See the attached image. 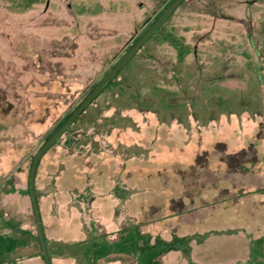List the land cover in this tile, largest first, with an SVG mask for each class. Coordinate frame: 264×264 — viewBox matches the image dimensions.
<instances>
[{
    "label": "rangeland",
    "instance_id": "rangeland-1",
    "mask_svg": "<svg viewBox=\"0 0 264 264\" xmlns=\"http://www.w3.org/2000/svg\"><path fill=\"white\" fill-rule=\"evenodd\" d=\"M170 1L0 0V194L28 196L49 136ZM119 72L40 164L116 130L138 147L119 183L138 210L115 227L170 239L150 253L165 264H264V0H182Z\"/></svg>",
    "mask_w": 264,
    "mask_h": 264
},
{
    "label": "crops",
    "instance_id": "crops-1",
    "mask_svg": "<svg viewBox=\"0 0 264 264\" xmlns=\"http://www.w3.org/2000/svg\"><path fill=\"white\" fill-rule=\"evenodd\" d=\"M149 121L159 123L157 117ZM133 123L140 122L134 119ZM142 123L144 126L139 127L140 130L145 129L148 121L146 125ZM132 129L120 132L128 131L132 136ZM115 131L106 134L104 140L99 134L89 138L82 151L77 152L71 148L73 151L68 150L63 155V149L57 150L49 162L44 163L42 160L39 165L35 177V193L52 264H142L149 260L150 253L156 247L163 252L165 249L173 250L170 239H159L150 230L147 234L151 240H143L142 233L139 236L131 228L123 232L120 226L115 227L114 222L123 203L133 205L134 216L138 210L137 202L130 201L128 195L120 189L123 183L121 178L133 176L128 172L130 169H126L122 175V163L136 158L138 147ZM106 141L109 147H98L99 143L105 145ZM148 151L150 149L142 151V158L144 155L149 157ZM204 154L208 152L204 151L197 158ZM9 192L4 189L0 194V264H46L31 194L26 197L24 191L18 195ZM182 197L178 193L170 199L171 204ZM15 202L22 204L23 212L31 210L35 228L27 223L26 215L20 219L6 212L5 206ZM182 202L185 204V201ZM151 208L155 210V207ZM126 211V214L129 213ZM36 237L39 247L36 245ZM27 251H31L28 256L25 255ZM143 251L145 255L139 254ZM79 252L84 255V262ZM159 258L152 256L149 261L151 264H165V260L169 261L166 257Z\"/></svg>",
    "mask_w": 264,
    "mask_h": 264
},
{
    "label": "water",
    "instance_id": "water-1",
    "mask_svg": "<svg viewBox=\"0 0 264 264\" xmlns=\"http://www.w3.org/2000/svg\"><path fill=\"white\" fill-rule=\"evenodd\" d=\"M182 0H176L165 13L156 21V23L145 33V35L136 43V45L124 56V58L116 65V67L101 81L95 90L87 97L73 115L65 122V124L53 135V137L43 146L35 157L29 177L30 194L33 203L34 213L37 220L38 231L42 248L45 255L46 264H52L48 254L46 238L44 235L43 225L40 217L38 202L35 193V175L37 166L45 151L55 142V140L66 130V128L74 121V119L82 112V110L96 97V95L106 86V84L117 74V72L125 65V63L133 56L135 52L143 45L149 36L159 27V25L173 12Z\"/></svg>",
    "mask_w": 264,
    "mask_h": 264
},
{
    "label": "trees",
    "instance_id": "trees-1",
    "mask_svg": "<svg viewBox=\"0 0 264 264\" xmlns=\"http://www.w3.org/2000/svg\"><path fill=\"white\" fill-rule=\"evenodd\" d=\"M176 0H171L169 3H168V5H166V7L164 8V10H162V12L148 25V27H147V29L140 35V36H138V38L133 42V44L127 49V51H126V53L124 54V56L136 45V43L145 35V33L156 23V21L165 13V11L175 2ZM181 3V2H180ZM175 10V9H174ZM173 10V11H174ZM169 17V16H168ZM167 17V18H168ZM164 22V21H163ZM163 22L159 25V27L163 24ZM158 27V28H159ZM157 28V29H158ZM124 56H122L121 57V59L112 67V69L105 75V77L116 67V65L124 58ZM128 62V61H127ZM126 62V63H127ZM126 63H125V65H126ZM124 65V66H125ZM123 66V67H124ZM122 67V68H123ZM121 70V69H120ZM119 70V71H120ZM117 72V74L106 84V86L96 95V96H98L99 94H101L103 91H104V89L107 87V86H109L110 84H112V82L119 76V73L120 72ZM104 77V78H105ZM103 78V79H104ZM102 79V80H103ZM101 80V81H102ZM101 81L92 89V91L88 94V96L95 90V88L101 83ZM87 96V97H88ZM87 99V98H86ZM85 99V100H86ZM84 100V101H85ZM92 102V101H91ZM90 102V103H91ZM80 106H78L74 111H72L59 125H58V127H56V129L54 130V132L49 136V138H48V140H47V142L53 137V135L65 124V122L73 115V113L79 108ZM86 109H83L82 110V112L77 116V118L85 111ZM76 118V119H77ZM75 119V120H76ZM74 120V121H75ZM220 147H223L222 145H219V148ZM35 159V158H34ZM34 159H33V161H34ZM229 159V158H228ZM33 161H32V164H33ZM39 165H40V162H39V164H38V166H37V170H38V168H39ZM37 170H36V174H37ZM35 177H36V175H35ZM29 194H30V187H29ZM37 198V197H36ZM37 202H38V198H37ZM34 209V208H33ZM35 214V213H34ZM43 257H44V259H45V255L43 254Z\"/></svg>",
    "mask_w": 264,
    "mask_h": 264
}]
</instances>
